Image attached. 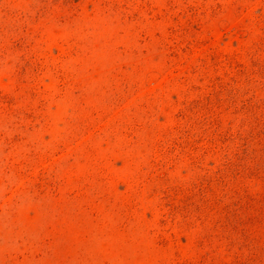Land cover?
Returning a JSON list of instances; mask_svg holds the SVG:
<instances>
[{
  "label": "rangeland",
  "instance_id": "374dc122",
  "mask_svg": "<svg viewBox=\"0 0 264 264\" xmlns=\"http://www.w3.org/2000/svg\"><path fill=\"white\" fill-rule=\"evenodd\" d=\"M0 264H264V0H0Z\"/></svg>",
  "mask_w": 264,
  "mask_h": 264
}]
</instances>
